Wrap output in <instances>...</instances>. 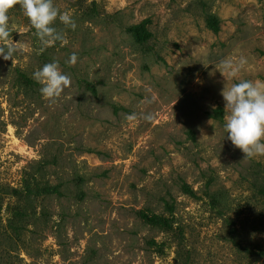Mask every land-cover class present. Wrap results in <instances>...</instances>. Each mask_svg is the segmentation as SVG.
<instances>
[{
  "label": "rangeland",
  "instance_id": "rangeland-1",
  "mask_svg": "<svg viewBox=\"0 0 264 264\" xmlns=\"http://www.w3.org/2000/svg\"><path fill=\"white\" fill-rule=\"evenodd\" d=\"M54 4L76 28L57 19L51 45L8 13L0 264H264V157L227 138L221 95L264 82V0ZM52 61L71 84L47 99L32 74Z\"/></svg>",
  "mask_w": 264,
  "mask_h": 264
},
{
  "label": "clouds",
  "instance_id": "clouds-1",
  "mask_svg": "<svg viewBox=\"0 0 264 264\" xmlns=\"http://www.w3.org/2000/svg\"><path fill=\"white\" fill-rule=\"evenodd\" d=\"M17 4L30 20L37 37L46 45L63 40V35L53 26L57 19L73 30L76 28L72 14L61 11L54 0H0V58L5 61L12 59L18 50V42L11 38L8 15ZM76 60L73 53L67 63L75 64ZM244 63L243 58L238 64L225 60L221 67L235 76ZM32 78L41 85L39 91L47 99L59 97L71 84V78L61 71L57 61L44 64L33 72ZM221 95L228 112L224 125L227 138L244 153V158L264 157V82L241 79L231 87L224 86Z\"/></svg>",
  "mask_w": 264,
  "mask_h": 264
},
{
  "label": "trees",
  "instance_id": "trees-1",
  "mask_svg": "<svg viewBox=\"0 0 264 264\" xmlns=\"http://www.w3.org/2000/svg\"><path fill=\"white\" fill-rule=\"evenodd\" d=\"M207 25H208L211 29L217 30V28H218V26H217V19H216L215 17H209V18L207 19ZM220 110H221V109H217V110H215V112H216L217 114H219V113H220ZM189 133H192V131H189ZM183 190H184L185 193L190 194V195H192V196H195V192H194L192 189H190L189 187L184 186V187H183ZM1 203H2V199L0 198V207H1ZM259 254H260L261 256H264V251H259Z\"/></svg>",
  "mask_w": 264,
  "mask_h": 264
}]
</instances>
